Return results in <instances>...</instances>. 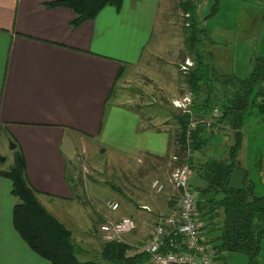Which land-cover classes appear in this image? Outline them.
Wrapping results in <instances>:
<instances>
[{
  "label": "crops",
  "instance_id": "obj_1",
  "mask_svg": "<svg viewBox=\"0 0 264 264\" xmlns=\"http://www.w3.org/2000/svg\"><path fill=\"white\" fill-rule=\"evenodd\" d=\"M53 1L57 0H0V139L6 137L15 142L12 161L14 152L20 151L27 180L37 199L63 222L60 217L67 213L66 203L70 199L81 205L82 216L92 212L79 202V184L70 172L76 150L86 154L87 146L81 143L79 148L78 142L88 139L94 144L113 145L125 157L148 153L164 156L168 150V129L139 126L136 115L133 127L125 131L116 119L117 115L131 114L122 110L123 104L116 100L117 83L159 48L151 40L160 28L157 18L164 11L160 7L163 0H123L119 10L107 5L94 19L73 28L74 11L66 6L49 7L47 3ZM178 96L173 100L192 98L188 91ZM242 132L239 153L244 148V155L241 160L237 157L239 166L230 175L232 187L241 186L245 179L251 180L244 161L250 139L248 134L245 137L244 126ZM220 133L215 131L214 136L218 137H214L213 144L221 147L210 148V153L224 158L230 134ZM108 137H117L127 144L124 148L111 144ZM258 170V182L264 189V165ZM254 186L255 192L262 194L257 192L255 183ZM168 190L175 191L165 183L159 212L171 211L166 205L170 199ZM15 201L11 181L0 175V264H51L32 251L15 230L12 222ZM139 207L146 210L131 207L124 210L121 205V209L111 214L113 218L128 214L135 219L136 228L124 236V242L133 247V243L143 242L152 229L149 226L146 230H136L140 216L155 210L156 205L145 202ZM207 230L201 233L215 262L221 252L214 248L218 241L208 240L215 232ZM92 241L88 232L84 242ZM96 251L101 258V249ZM127 252L133 254L131 249Z\"/></svg>",
  "mask_w": 264,
  "mask_h": 264
},
{
  "label": "trees",
  "instance_id": "obj_2",
  "mask_svg": "<svg viewBox=\"0 0 264 264\" xmlns=\"http://www.w3.org/2000/svg\"><path fill=\"white\" fill-rule=\"evenodd\" d=\"M200 1L176 0L185 14V47L192 55L191 65L182 71L184 87L192 95L187 106L189 112L174 107L170 116L177 125L173 132L167 131L166 154L146 155L157 159L165 172L188 165L192 173L191 186L197 194L200 227L203 231L210 228L207 232H215L208 240L218 241L214 245L216 251L243 253L248 257V264H261L258 255L264 238V193L257 194L254 183L248 179L241 186L232 187L229 178L239 166L237 157L243 142L245 115L256 108L264 120V53L250 59L251 70L246 77L220 71V65L207 60V51L200 47L209 45L210 39L204 25L199 23ZM122 3L123 0H57L47 5L71 8L75 13L72 21L75 28L85 20L94 19L105 6L119 10ZM216 5L217 1L210 15L216 13ZM201 38L203 44L199 43ZM118 75H122V70ZM214 107L219 108L220 114L213 118ZM191 117L195 120L207 117L210 124L197 122L189 130ZM215 131L230 134L224 158L210 153L218 146L213 144L214 137H218L214 136ZM0 175L11 181V194L16 198L12 210L15 230L32 251L51 264H139L146 261L150 264L146 253L135 251L125 242H104L100 260L78 259L70 230L37 199L36 191L27 180L20 151L14 152L11 165L0 170ZM129 249L133 254H128Z\"/></svg>",
  "mask_w": 264,
  "mask_h": 264
},
{
  "label": "rangeland",
  "instance_id": "obj_3",
  "mask_svg": "<svg viewBox=\"0 0 264 264\" xmlns=\"http://www.w3.org/2000/svg\"><path fill=\"white\" fill-rule=\"evenodd\" d=\"M216 1L217 11L210 15ZM160 5L164 13L157 18L160 28H157L151 40V43L158 44L159 48L157 47V51L153 52L154 55L145 58L146 62L131 68L125 77L119 79L116 86L118 93L116 100L123 104L122 110H127L131 114L122 117L115 114L111 118L116 116L119 126L125 131L133 127L137 115L139 126L146 124L173 132L177 125L170 116L171 111H175L173 99L179 97L182 91L187 92L183 82L184 72H182L186 69H183L181 64L186 60L190 62L192 55L187 53L185 47V14L176 4V0H167V3L163 0ZM198 17L199 23L204 25L206 36L210 38L209 45L206 47L200 45L203 51H207L203 52L206 54V59L220 65L219 70L222 72H231L241 77L248 76L251 70L250 59L264 53V0H201ZM199 43L203 44V38ZM244 128L245 137L247 138L248 134L251 145L248 146L244 160L248 167L245 170L248 171V177L256 184L257 192L263 193L264 189L258 182V168L264 165V120L256 108H252L245 115ZM106 139L109 143L123 148L127 144L117 137ZM81 143L87 146L86 154L76 150L70 172L75 180L82 181L78 182L77 187L81 194L77 198L85 209L92 211V214L87 212V216H82L81 205L75 199L74 201L70 199L66 203L67 213L65 212L60 219H63L62 223L71 229V242L74 241L76 249L80 251L77 250L76 257L80 260H99L96 250L101 249L104 242L99 236L98 226L105 214H111L106 207L107 200L116 201L119 204L118 209H121L122 205L124 210L128 207L146 210L139 207L145 202L156 205L155 210L147 211L145 216H140V224L136 230H146L149 226L153 227L152 222L157 215L168 214L172 209H177L179 196L169 181L174 168L165 172L163 167H160L161 163L153 156L125 157L120 155V152H116L113 145L94 144L87 139L86 142H78L79 148ZM14 144L13 140L6 137L0 139V157L4 158L3 161L0 160V166L5 169L12 162L13 148L10 147ZM243 155L244 148L238 154V158L241 160ZM151 167H155V170ZM160 170L166 174L159 175ZM155 176L165 178L163 182L170 184L175 190H168L170 199L166 205L170 207L169 212L158 211V207L163 205L164 190L156 194L151 187L149 188L151 181L158 178ZM191 180L192 177L190 182ZM100 197L103 198L98 202L97 198ZM13 198L16 200L14 196ZM53 208L55 209L56 206L53 205ZM49 211L55 210L49 208ZM123 215L128 214L120 216ZM88 232L93 237L92 243L84 242ZM130 248L134 247L130 246ZM258 257L260 263L264 264V238L261 242V255ZM213 264H248V257L243 253L222 251L219 257L215 258V262L213 260Z\"/></svg>",
  "mask_w": 264,
  "mask_h": 264
},
{
  "label": "built area",
  "instance_id": "obj_4",
  "mask_svg": "<svg viewBox=\"0 0 264 264\" xmlns=\"http://www.w3.org/2000/svg\"><path fill=\"white\" fill-rule=\"evenodd\" d=\"M191 65V61L181 65L183 69ZM190 98L173 100V105L189 112L187 106ZM219 108L214 107L211 117H218ZM197 122L210 124V119L191 117L188 129L194 128ZM175 158V157H173ZM191 169L188 165L176 167L172 171L169 181L178 192L177 209L168 214H159L152 229L143 242L134 246L135 251L144 252L149 256L150 264H213L201 233V221L197 209V194L191 186ZM150 187L154 193L164 190L165 183L154 178ZM107 209L113 214L118 210L119 204L113 200L106 201ZM105 214L104 220L98 226V233L103 242H124V236L136 228V221L130 215L113 218Z\"/></svg>",
  "mask_w": 264,
  "mask_h": 264
},
{
  "label": "water",
  "instance_id": "obj_5",
  "mask_svg": "<svg viewBox=\"0 0 264 264\" xmlns=\"http://www.w3.org/2000/svg\"><path fill=\"white\" fill-rule=\"evenodd\" d=\"M11 148H14V146L12 145V146H11ZM0 160H2V161H3V160H4V158H3V157H0Z\"/></svg>",
  "mask_w": 264,
  "mask_h": 264
}]
</instances>
